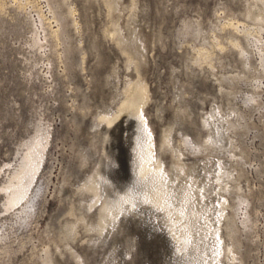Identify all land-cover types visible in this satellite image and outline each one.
<instances>
[{
  "label": "rangeland",
  "instance_id": "obj_1",
  "mask_svg": "<svg viewBox=\"0 0 264 264\" xmlns=\"http://www.w3.org/2000/svg\"><path fill=\"white\" fill-rule=\"evenodd\" d=\"M0 1L10 3L0 7V183L17 165L19 155L15 154L34 128L48 131V146L36 175L34 190H40L34 214L21 225L14 209L2 214L0 206V264H44L47 249L56 264H71L55 253L54 242L61 239L65 227L71 236L61 239V248L65 254H74L79 264H264V67L260 66L264 33L243 19L245 0H110L116 5L111 13L105 0H67L73 12L70 18H61L69 26L57 39L50 34L57 24L45 0ZM17 2L22 7L19 11ZM34 10L43 15L45 27L42 31L39 26L36 33L44 44L38 50L31 45L22 15L25 12L30 20L38 21ZM188 24L200 29L198 37L191 31L182 34ZM242 24L253 37L248 38L250 54L246 56L232 52L227 43L233 34L244 44L233 29ZM114 27L113 40L103 36L105 29L113 31ZM199 35L220 43L224 50L212 48L216 57L211 61L203 59L200 67L186 68L203 45ZM254 38L259 44L251 42ZM77 48L82 52L77 53ZM120 48L138 63L140 74L138 97L130 98L124 109L125 85L135 78V72L132 65L127 68ZM70 64L74 68L69 71ZM237 70L247 73V78L222 82L225 89L218 91V80ZM179 92L184 94L180 102L176 100ZM210 104L223 113L232 106L238 119L233 115L227 119L239 120L241 125L227 132L231 148L226 143L222 151L211 146L215 152L208 155L210 162L221 160L237 177L231 176L233 181L228 182L235 188L225 189L222 183L223 192H216L228 206L225 213L234 219L233 241L226 233L218 202L208 200L192 208L197 202L181 196L178 158L171 151L182 153L181 163L192 164L194 159L203 163L206 152L195 146H186V152L181 141L188 142L197 133L198 138L206 136L199 116L210 111ZM182 106L185 124L178 127L173 117ZM190 121L197 126L189 125ZM183 128L190 135L185 139L179 131ZM89 144L94 147L92 155L79 170L77 151ZM99 159V191L83 192L80 181ZM216 170L217 166L212 177L219 188L218 182L225 178ZM216 176L220 177L217 181ZM198 192L204 197V188ZM71 210L74 217L68 216ZM205 214L212 215V228L204 236Z\"/></svg>",
  "mask_w": 264,
  "mask_h": 264
},
{
  "label": "bare ground",
  "instance_id": "obj_2",
  "mask_svg": "<svg viewBox=\"0 0 264 264\" xmlns=\"http://www.w3.org/2000/svg\"><path fill=\"white\" fill-rule=\"evenodd\" d=\"M20 1V0H19ZM25 1V0H24ZM46 3H47V9L50 11V13L52 14L53 16V21L56 22L57 24V29L55 31H51L50 34H52L53 36H55V38H61V36H63L64 34H66V32L68 31L67 28H68V24L67 22L66 23H63L61 21V18H70L69 16L72 15V10L70 7H69V4L67 3V0H45ZM95 1V0H94ZM1 2V1H0ZM90 2V1H89ZM104 2V1H103ZM110 0H105V4L109 10V13H111L116 7L114 2H112ZM15 3V2H14ZM33 3V2H32ZM35 3V2H34ZM10 3H7V4H3V2L0 4V7L2 9V7L4 8V6L6 7H9ZM24 5V4H23ZM34 5V4H33ZM15 6V5H14ZM21 5L19 4L18 5V2H17V5H16V8L17 10L19 11V9H21L22 7H20ZM27 7V6H26ZM12 8V7H11ZM15 8V9H16ZM24 9V8H23ZM16 10V11H17ZM31 10V9H30ZM39 10V9H38ZM38 10H34V12L37 14V18H38V21H35V20H30V18H28L26 16V14H24L25 12H23L22 15L23 16V23L25 24V26H27L28 28V32L30 33L31 35V45L33 47H36L37 50L40 48H42L44 46V44H42L40 42V39H37L36 37V33L37 30H39L40 28L42 29V31L45 29L44 27V23H43V15H41L40 11ZM14 11V10H13ZM27 11V10H26ZM117 11V10H115ZM7 12V11H6ZM21 14V13H20ZM19 14V15H20ZM28 15V14H27ZM16 16H17V13H16ZM242 17L244 20H248L250 22H252V24L256 27L257 29V32H263L264 33V0H245V9L242 13ZM2 19V18H1ZM66 20V19H65ZM71 20V19H70ZM22 21V20H21ZM46 21V20H44ZM67 21V20H66ZM39 22V23H38ZM38 23V24H37ZM69 23V22H68ZM72 23L73 20H72ZM72 23H69V24H72ZM76 24V23H74ZM247 24V23H245ZM73 25V24H72ZM197 26L199 24H196ZM40 26V28H39ZM47 26V25H46ZM74 26V25H73ZM199 27V26H198ZM222 27V26H221ZM2 28V26H1ZM118 28V27H117ZM109 29V28H108ZM108 29H105L104 32H103V36L105 37H109L113 40V38L115 37L114 34H116V29L114 27L113 31L111 30H108ZM183 29V28H182ZM199 28L196 29V26L194 25H191V24H188V25H185L184 26V29H183V32L182 34H186L188 31H191L192 33H196L195 35L197 36L200 32L198 30ZM233 29L238 32L240 34L239 38H241L243 41H244V44L243 43H239L237 40H238V37H236L235 35L231 34L229 35L228 39H227V43L229 44V48L231 50H233L232 52L238 54V55H241V54H250L249 51H247L246 47L249 46L247 45V42H248V38H253L252 37V34L250 33L248 27L244 24H242V27L238 29L237 26L233 27ZM118 30V29H117ZM222 30V29H220ZM45 32V31H44ZM119 32V31H118ZM191 32H189L191 34ZM49 34V35H50ZM47 35V34H46ZM46 35H44V37H41L43 39H45ZM120 35V34H119ZM193 35V34H192ZM38 36V35H37ZM201 36V35H199ZM51 37V35H50ZM71 37V36H70ZM69 37V38H70ZM93 37V36H92ZM95 37V35H94ZM121 37V36H120ZM198 37V36H197ZM196 37V38H197ZM213 37V36H212ZM48 38V37H47ZM46 38V39H47ZM201 38V41L203 42V45L201 47H199L197 50H196V54L194 55V57H192L188 64L186 63V68H188V66H192V65H197L198 67H200L201 65V61L203 59H207L209 61H211L213 59V56H215V54H211V50L213 51L212 48H217L220 52L222 50H224V48L222 47V45L220 46L218 43H211V42H208L207 39H204L202 38V36L200 37ZM200 38H197L198 40ZM212 39V38H211ZM223 39V38H222ZM261 39V38H260ZM264 40V38H262ZM61 40V39H60ZM116 40V38H115ZM118 40V38H117ZM116 40V41H117ZM218 40V39H216ZM241 40V41H242ZM58 41V40H57ZM119 41V40H118ZM125 41V40H124ZM181 41V40H180ZM196 41V40H195ZM213 41V40H212ZM258 40L257 38H254V40H252L251 42L255 44V42L258 43ZM58 42H61V41H58ZM250 42V43H251ZM261 43V42H260ZM121 44V43H119ZM123 44V43H122ZM146 44V43H145ZM259 44V43H258ZM48 45V44H47ZM69 45V44H68ZM227 45V44H226ZM256 45H254V48H255ZM119 47H121V45H119ZM73 48V47H72ZM76 48V47H75ZM95 48V47H94ZM191 49V48H190ZM35 51V50H34ZM50 51V50H49ZM70 51V49L68 50ZM77 53H81L82 52V49L81 48H77L76 49ZM120 51L122 52L123 56L126 57L127 59V68H130V66L132 65L133 69H134V72H135V78L133 80H130L126 83L125 85V89H124V99H126V101H124V106H123V109L125 108V105L126 103H128V100H130V98H134V95H135V99L138 97H136V94H135V91L137 92L136 90V87H137V83H138V78H139V66H138V63L134 62L132 60V56L129 52L125 51L124 48H120ZM260 51V50H258ZM71 52V51H70ZM73 52V50H72ZM85 52V51H84ZM230 52V51H229ZM50 53V52H49ZM76 53V52H75ZM218 55V54H217ZM71 56V55H70ZM244 56V55H243ZM244 56V57H245ZM52 57V56H50ZM216 57V56H215ZM242 57V56H241ZM261 58L263 57V55L260 56ZM260 58V66L261 68L263 69L264 67V63L262 62ZM264 58V57H263ZM218 61L219 58H216ZM68 60V58H67ZM215 60V59H214ZM222 60V59H220ZM70 61V60H69ZM188 61V60H187ZM221 62V61H219ZM245 62V61H244ZM82 63V60L80 62V64ZM185 63V62H184ZM210 68H213L210 64V62H208L207 64ZM243 65H245L243 63ZM249 65V64H247ZM202 67V66H201ZM73 66L72 64L68 65V70H73ZM126 68V69H127ZM141 69V68H140ZM203 69V68H201ZM190 70V69H189ZM212 70V69H211ZM48 71V70H47ZM234 72V71H233ZM231 72V73H233ZM73 73V72H72ZM229 74V76L227 77H220L221 80H218V91H224L225 89V86L222 85V82H229V81H232L234 79H243V78H247L246 75L247 73H245L243 70H237L235 71L234 74ZM51 74V73H50ZM52 77V76H51ZM231 83V82H229ZM227 83V84H229ZM139 85V84H138ZM141 87V86H140ZM144 87V86H143ZM229 90H228V93L229 94H232L230 93L231 90L229 87H227ZM233 89V88H232ZM145 90V89H144ZM227 91V90H226ZM141 93V92H139ZM222 93V92H221ZM182 94L181 92H179V95L177 97L176 100H178L180 102L181 98H182ZM257 96V95H256ZM141 97V96H140ZM142 98V97H141ZM252 98V97H251ZM254 98V97H253ZM257 98V97H256ZM143 100V99H142ZM247 100V99H246ZM245 100V101H246ZM250 100V99H249ZM253 100V99H251ZM132 101V100H131ZM137 101V100H136ZM244 101V102H245ZM141 102V101H140ZM248 102V101H247ZM250 102V101H249ZM255 102V101H254ZM132 103V102H131ZM130 103V104H131ZM134 103V102H133ZM145 103V102H144ZM229 103V102H227ZM129 104V103H128ZM137 104V103H136ZM143 104V103H142ZM133 105V104H132ZM232 105V104H230ZM137 106V105H136ZM139 106V104H138ZM144 106H142L143 108ZM234 107V106H233ZM75 108V107H74ZM139 108V107H138ZM225 108V107H224ZM229 108V106H228ZM226 108V109H228ZM232 108V106H231ZM229 108L226 112H222L221 108L219 107H216L215 104H210V111L208 113H203L199 116V120H200V124L199 126H201L202 129L205 130V133H206V136L204 137L203 135L198 136L200 133H197L196 135L190 137V141L186 142L187 140L185 139L187 136L189 137L190 135L187 133V129L186 128H183V129H180V133H181V136L185 139V140H182L181 142L183 143V146H184V151L188 152L187 150L189 149H186L187 147L186 146H195L198 148V151L201 150L200 152H206L204 154V161L203 163H196V159H194L192 162V164H184V163H181L180 162V159L181 157L183 156L182 153H178L177 151H174L171 149L173 155H176V158H178V165L177 166V172L179 173V177L177 179V182L180 181V184L181 185H178V183L176 184V186L178 185V189H180L181 191V196H189L190 199L192 200H195L197 203L194 204L193 206H191L192 208L198 204H207L210 200H213L215 202H218L219 205H220V217L226 219V223H225V230H226V233L228 234L229 238L233 241L234 240V236H235V231H234V219L232 216H228L226 213H225V209L228 207L226 204H223L222 201L219 200L216 192H223L222 191V187H221V184L224 183V188L225 189H233L235 188V186H231L232 183H230L231 185H228L229 183L228 182H232L233 179L231 178L232 177H235L237 178L236 176H233L231 175V173L226 170L223 165L219 162L221 160H216V161H213V162H210L212 161L208 155L211 154V152H215L213 148H211V146H217L218 149L221 147V151H222V147L224 148L225 144H227V142L229 141V137L227 135V132L230 131V132H234L239 126H241L239 124V120H235L233 119H227L228 116H234V117H238V115L235 113L236 111H234L233 109ZM83 110V108H82ZM140 111V110H139ZM138 111V112H139ZM125 112V111H124ZM79 113V112H78ZM140 113V112H139ZM76 114V113H75ZM83 114V113H82ZM85 114V113H84ZM186 114V109L182 106L180 107L178 110H176V116L174 114L175 117H173V120H175V124L176 126H182L183 124H185L183 122V115ZM239 114V113H238ZM241 116V114H239ZM83 116V115H82ZM122 116V115H121ZM239 116V117H240ZM85 117V116H84ZM236 117V118H237ZM119 118V117H118ZM175 118V119H174ZM241 118V117H240ZM239 118V119H240ZM83 119V118H82ZM238 119V118H237ZM35 122V121H34ZM189 125L191 126H197V123L195 122H192L190 121L189 122ZM41 127V126H40ZM131 127V126H130ZM137 127V126H136ZM135 127V128H136ZM134 128V129H135ZM196 128V127H195ZM240 128V127H239ZM137 129V128H136ZM45 129H43V131L41 130V128L37 127L34 128V132H33V135H31L29 138H27V141L26 142H22L20 145L22 146V149H19L20 146H19V152L20 154H15V155H19L18 156V163L17 165L12 169V171L9 173V175L6 177V179L0 183V192H1V197H0V206H1V213L3 214L4 212H7L11 209H14L15 211V214L13 215H16V217L18 218V221H20L21 225L23 222H25V219L29 218L31 216V214H34L33 212L36 210H34V207L36 206L35 203L38 202L36 201L35 202V199L37 198V195L39 193V188H36L35 189V186H36V175L39 171V168L42 164V159H43V151L45 149V145L48 146L46 144V138L48 135L47 132H44ZM128 131V130H127ZM50 133V132H49ZM130 134V133H129ZM235 137V136H234ZM97 138V137H96ZM141 141V140H140ZM232 141V140H231ZM49 142V141H48ZM230 142V141H229ZM90 143V142H89ZM139 143V142H138ZM137 144V143H136ZM141 145V144H140ZM151 145V143H150ZM229 145H231V143H229ZM136 147V146H135ZM143 147V145H142ZM145 147V146H144ZM93 145H87V146H82L81 148H79V150L77 151L78 152V169L80 170L87 162V160L89 159L91 152L93 150ZM141 148V147H139ZM191 148V147H190ZM227 148H231V146L228 147V144H227ZM226 148V149H227ZM217 149V150H218ZM138 150V149H137ZM141 150V149H139ZM145 150V149H144ZM150 150V149H149ZM220 150V149H219ZM225 150V149H223ZM197 151V152H198ZM16 152V151H15ZM133 152V150H132ZM142 152V151H141ZM181 152V151H180ZM210 152V153H209ZM217 152V151H216ZM220 152V151H219ZM231 152V151H230ZM243 152V151H242ZM241 152V153H242ZM136 153V152H135ZM193 152H189V154H193ZM241 153L239 154V156L241 155ZM104 154V153H103ZM217 154V153H216ZM216 154H214L216 156ZM243 154V153H242ZM13 155V154H12ZM137 155H140V154H137ZM149 155V154H148ZM213 155V156H214ZM232 155V154H231ZM46 156V155H45ZM76 156V155H75ZM151 156V155H150ZM193 156V155H192ZM243 156V155H242ZM136 157V156H135ZM104 158V157H103ZM136 159V158H135ZM193 159V158H192ZM215 159V158H214ZM10 160V158H9ZM137 161V160H136ZM183 161V160H182ZM191 161V160H190ZM7 162V161H6ZM17 162V161H16ZM15 162V163H16ZM101 162L102 160L100 161V159L98 160V162L96 163L94 169L88 173L86 176L84 175L83 179L80 181L82 182V190H84L83 192H86L87 189H90L91 191H94V193L96 194L97 191H99L98 189V186L96 184L97 182V173L99 172L97 167H100L101 165ZM184 162V161H183ZM110 163V162H109ZM136 163V162H135ZM191 163V162H190ZM6 164V163H5ZM4 164V165H5ZM137 164V163H136ZM135 164V165H136ZM224 164V163H223ZM7 165V166H6ZM5 166L8 167L10 166V164H6ZM106 165V164H104ZM13 166V165H12ZM132 166V165H131ZM217 166V170H216V174H218L221 178H225L223 179L222 181H219L218 182V187L214 184V177H212V173L213 171L215 170V167ZM104 167V166H102ZM220 169H219V168ZM134 168V166H133ZM136 168V167H135ZM144 170H146L144 168ZM200 171V172H198ZM43 172V171H42ZM44 173V172H43ZM78 173V172H77ZM144 174L148 173L146 171H143ZM215 173V172H214ZM213 173V174H214ZM5 174V173H4ZM80 174V173H79ZM104 174V172H103ZM102 174V175H103ZM101 175V176H102ZM134 176V175H133ZM4 177V176H3ZM39 177V176H38ZM105 177V176H104ZM135 177V176H134ZM220 177H217L216 176V179L215 181H217ZM2 178V177H1ZM106 178V177H105ZM199 178H201L202 180L199 181L198 184L195 185V181H197ZM80 179V178H79ZM103 179V178H102ZM134 179V178H133ZM132 179V181H133ZM236 180V179H235ZM238 180V179H237ZM236 180V181H237ZM38 181V180H37ZM136 181V180H135ZM134 181V183H135ZM109 182V181H108ZM107 183V182H105ZM110 184V183H109ZM236 184V182H235ZM108 185V184H107ZM112 185V184H111ZM110 185V186H111ZM238 187V186H237ZM109 188V187H108ZM202 188H204L205 190V195L204 197H201L200 196V193L198 192V190H201ZM239 188V187H238ZM77 189V188H76ZM79 189V188H78ZM116 190V189H115ZM238 190V189H237ZM108 191V190H107ZM106 191V192H107ZM82 192V191H81ZM78 193V192H77ZM213 193H215L213 195ZM79 194V193H78ZM213 195V196H212ZM101 196V195H100ZM40 198V197H39ZM241 198V197H240ZM44 199V198H43ZM242 199V198H241ZM99 200V198H98ZM209 200V201H208ZM221 200L224 201L223 197H221ZM242 201V200H241ZM97 202V201H96ZM102 202V201H101ZM100 202V203H101ZM103 203V202H102ZM244 203V202H243ZM91 204V203H90ZM89 204V205H90ZM242 204V203H240ZM72 205V204H71ZM96 205V203H95ZM239 205V204H238ZM92 206V204H91ZM240 206V205H239ZM17 207V208H16ZM18 207H20V210H18ZM71 208V207H70ZM92 208V207H90ZM101 208V207H100ZM239 208V207H238ZM233 209V208H232ZM240 209V208H239ZM238 209V210H239ZM38 210V209H37ZM40 210V209H39ZM70 210V209H69ZM76 211V210H75ZM237 211V210H236ZM242 211V210H241ZM103 212V211H102ZM13 213V212H12ZM101 213V212H100ZM243 214V212H242ZM68 216L71 217L73 216L74 217V214L72 212V210L68 213ZM4 217V216H3ZM15 217V216H14ZM32 217V216H31ZM78 217V216H77ZM76 217V218H77ZM37 218V217H36ZM101 218V217H100ZM246 218V217H245ZM16 219V218H15ZM72 219V218H71ZM78 219V218H77ZM5 220V219H4ZM66 220V219H65ZM64 220V222H65ZM101 220V219H100ZM211 220H212V215H209V214H205L204 215V221H206L204 224H203V230H202V235H207L209 233V231L211 230L212 226L210 225L211 224ZM69 221V220H67ZM76 221V220H75ZM79 221V219L77 220ZM81 221V220H80ZM62 222V223H64ZM97 222V221H96ZM29 223V222H28ZM67 223V222H66ZM77 223V222H76ZM79 223V222H78ZM83 223V221H82ZM241 223L244 224V220L241 221ZM240 223V224H241ZM4 224V223H3ZM18 224V223H17ZM25 224V223H24ZM75 224V223H74ZM68 225V224H67ZM73 225V224H72ZM1 226H2V223H1ZM77 226V225H75ZM89 226V225H88ZM4 227V226H3ZM63 227V226H62ZM74 227V226H73ZM83 227V226H82ZM86 227V226H85ZM7 228V227H6ZM60 230V229H59ZM68 229H63L60 231V235H62L61 239L62 238H69L68 235ZM72 231V229H71ZM70 231V233H71ZM86 231L87 232H90V228H86ZM5 232V231H3ZM217 234L219 233V229L217 230L216 232ZM74 234V233H73ZM72 234V235H73ZM59 235V234H58ZM59 235V237H60ZM2 236V235H1ZM0 236V237H1ZM218 240L221 241V235L219 234V236H217ZM61 239L59 240V238L57 237V239L55 240V247H56V252L55 253H58V255L61 256V258H63L64 261H68V262H73L75 264H79V260L75 257L74 254L72 253H68V254H65L62 250V243L60 242ZM69 240V239H68ZM74 240V239H73ZM54 241V240H53ZM64 241V240H63ZM73 242V241H72ZM65 244V242H64ZM220 244V243H219ZM66 245V244H65ZM54 246V245H53ZM64 246V245H63ZM48 248V247H47ZM230 254L232 253V250L234 249V243H232L230 246ZM1 250V249H0ZM65 250V249H64ZM220 252L222 253V249L220 250ZM53 252L50 251L49 249H47L44 253V260H43V263L44 264H56V261L54 259V261H52V258H51V254ZM54 255V254H53ZM43 258V257H42ZM55 258V257H54ZM59 258V257H58ZM57 260V259H56ZM59 260V259H58ZM60 262V261H59ZM71 262V264H72ZM65 263V262H64ZM70 264V263H69Z\"/></svg>",
  "mask_w": 264,
  "mask_h": 264
}]
</instances>
